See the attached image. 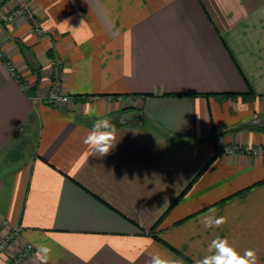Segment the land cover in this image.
<instances>
[{
	"label": "crops",
	"instance_id": "0c3cea01",
	"mask_svg": "<svg viewBox=\"0 0 264 264\" xmlns=\"http://www.w3.org/2000/svg\"><path fill=\"white\" fill-rule=\"evenodd\" d=\"M25 2L41 33L0 21V237L19 228L0 264H41V245L48 264L156 252L194 264L216 236L264 264V157L242 149L264 144L250 124L264 116V0H0V12ZM55 64L69 105L45 100ZM104 117L118 143L86 162ZM209 209L227 222L206 229Z\"/></svg>",
	"mask_w": 264,
	"mask_h": 264
},
{
	"label": "clouds",
	"instance_id": "9594fccd",
	"mask_svg": "<svg viewBox=\"0 0 264 264\" xmlns=\"http://www.w3.org/2000/svg\"><path fill=\"white\" fill-rule=\"evenodd\" d=\"M93 110L86 111L83 115L92 118ZM86 151L82 153V158L87 162L90 157H104L116 147L118 143V132L115 123L109 118H95L91 129L83 140ZM227 222V218L215 215V209H209L208 214L202 218V224L206 229L220 228ZM151 247V241H146L144 248ZM207 248L211 251L194 261V264H258L257 250L246 249L243 254L237 252L232 247L227 238L216 236L208 243ZM52 248L46 245L38 246L35 253L41 264H48L52 254ZM134 264V262H133ZM148 264H180L176 259L162 255L159 252L152 253Z\"/></svg>",
	"mask_w": 264,
	"mask_h": 264
},
{
	"label": "built area",
	"instance_id": "2783aa9c",
	"mask_svg": "<svg viewBox=\"0 0 264 264\" xmlns=\"http://www.w3.org/2000/svg\"><path fill=\"white\" fill-rule=\"evenodd\" d=\"M11 10V9H10ZM6 11V15L1 16V21L3 23H11L16 22L22 17H27L31 24L32 29L37 32L41 33L40 26L38 20L35 18L33 13L29 9L28 2H25L24 4H18L17 7L12 9L11 11ZM0 56H2V52H0ZM5 63L9 66L10 70L14 73L13 66L9 60H5ZM59 65L55 64L53 66V70L50 77V85L49 89L45 95V100L51 104L56 106H63V105H69L71 103V96L67 94L61 93L59 89ZM246 153L251 154L253 156L261 155L264 157V144L263 145H256L252 147H245L243 149ZM19 228H12L10 230H7L1 237H0V252L4 251L8 248L9 244L13 241L15 236L18 234ZM33 247L30 243H27L24 245L23 254H28L32 251Z\"/></svg>",
	"mask_w": 264,
	"mask_h": 264
},
{
	"label": "water",
	"instance_id": "95a60500",
	"mask_svg": "<svg viewBox=\"0 0 264 264\" xmlns=\"http://www.w3.org/2000/svg\"><path fill=\"white\" fill-rule=\"evenodd\" d=\"M139 120L141 121V117L140 116H139ZM250 124L251 125L258 126V127L264 129V116L263 117H258L256 119H254L253 121L250 122Z\"/></svg>",
	"mask_w": 264,
	"mask_h": 264
},
{
	"label": "rangeland",
	"instance_id": "374dc122",
	"mask_svg": "<svg viewBox=\"0 0 264 264\" xmlns=\"http://www.w3.org/2000/svg\"><path fill=\"white\" fill-rule=\"evenodd\" d=\"M13 6L16 8V7H17V4H15V5H13ZM14 7H12L11 10L14 9ZM11 10H10V11H11ZM6 13H7L6 11H1V12H0V21H1V16H2L3 14L6 15ZM242 149H244V148H242Z\"/></svg>",
	"mask_w": 264,
	"mask_h": 264
}]
</instances>
